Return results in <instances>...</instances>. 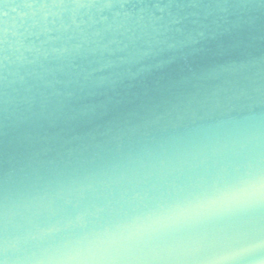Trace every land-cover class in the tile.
I'll return each mask as SVG.
<instances>
[{"label":"water","instance_id":"95a60500","mask_svg":"<svg viewBox=\"0 0 264 264\" xmlns=\"http://www.w3.org/2000/svg\"><path fill=\"white\" fill-rule=\"evenodd\" d=\"M261 183L264 0H0L6 264H254Z\"/></svg>","mask_w":264,"mask_h":264},{"label":"snow or ice","instance_id":"6c2138e0","mask_svg":"<svg viewBox=\"0 0 264 264\" xmlns=\"http://www.w3.org/2000/svg\"><path fill=\"white\" fill-rule=\"evenodd\" d=\"M261 200H264V183H261ZM6 252L7 250L0 244V264H6ZM239 257L251 259L254 264H264V239H261L259 243L255 240H249L247 244L242 247L238 253ZM255 257H260L255 259Z\"/></svg>","mask_w":264,"mask_h":264}]
</instances>
